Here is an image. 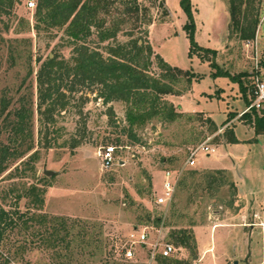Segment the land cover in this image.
Wrapping results in <instances>:
<instances>
[{"label":"rangeland","instance_id":"obj_1","mask_svg":"<svg viewBox=\"0 0 264 264\" xmlns=\"http://www.w3.org/2000/svg\"><path fill=\"white\" fill-rule=\"evenodd\" d=\"M12 1L10 14L0 18V100L10 101L9 110L20 101L32 108L34 148L29 155L36 152V159L31 164L34 170L24 177L19 163L27 157L0 175V210L17 222L4 235L0 264H164L151 262L146 249L135 248L130 260L119 252L127 246L128 233L143 227L148 216L162 218L166 236L181 229L194 238L195 248L176 247L172 258L190 264H264V135H255L240 120L246 103L239 82L229 77L241 76L248 99L250 87L254 95L256 80L264 83V0L258 44L255 38L246 45L228 38L227 0H190L193 42L216 51L214 59L192 47L190 19L181 0H164L166 13L160 7L151 10L153 22L143 28L153 50V73L158 72L154 56L158 54L169 66L190 71L197 79L188 84L184 76L176 75L171 83L175 94L163 99L181 115L173 122L153 120L133 127L144 143H134L124 132L123 103L105 105L86 86L65 90L67 104L53 113L54 125L41 117L36 73L47 57L69 60L72 48L65 46L62 32L35 31L36 0ZM138 35L136 30L134 37ZM129 38L120 33L117 40ZM93 42L95 36L89 44L99 47ZM217 71L228 76L214 75ZM41 120L48 124L41 127ZM227 128L236 141L228 142ZM208 139L215 154L200 153L195 167H185L189 150ZM0 141L5 143L6 135ZM108 146L115 148L116 162L103 171L98 153ZM166 170L180 172V177L171 204L159 206L154 197L161 192ZM45 171L54 174L46 176ZM32 186L44 191L40 211L32 210L31 198L17 201ZM17 212L44 216L46 222H37L40 218L35 216L24 229ZM53 227L64 241L47 247L41 238L48 237ZM84 234L90 239L83 243Z\"/></svg>","mask_w":264,"mask_h":264},{"label":"trees","instance_id":"obj_2","mask_svg":"<svg viewBox=\"0 0 264 264\" xmlns=\"http://www.w3.org/2000/svg\"><path fill=\"white\" fill-rule=\"evenodd\" d=\"M147 1L148 3L144 4L139 0H36L33 14L35 31L38 34L41 31L62 32L65 46L72 48L69 60H58L56 56L47 57L36 73L39 93L37 111L41 117L44 116L45 120H48L49 125L55 123L53 113L57 108L62 111L66 107L65 90L73 91L75 85L86 86L96 91L105 105L114 102L123 103L126 106L127 123V130L124 132L128 133L134 143L144 142H141L136 132H133V127H141L153 120L173 122L180 117L181 113L177 108L165 101L163 96L175 94L171 83L176 81V75L184 76L188 84L197 77L190 71L169 66L158 54L154 55L158 72L153 73V50L147 39L148 32L143 27L152 24V9L160 7L163 12L166 11L164 0ZM12 2V0H0V18L10 14L8 8L12 6ZM227 2L230 14L228 38H234L245 45L254 42L260 24L263 0H227ZM181 6L190 19L187 29L192 47L210 54L214 59L216 51L199 48L193 42L194 24L191 19L190 0H181ZM136 30L139 35L134 37ZM120 33L129 35V40L118 42ZM93 36H95L93 43L99 47L90 46ZM214 75L228 76L221 71H217ZM229 77L232 81L239 82L243 99L248 107L254 99L253 88L250 87L251 98L248 99L241 76ZM20 102L16 108L9 110L10 101L4 98L0 100V137L6 135V142L0 141V175L25 157L27 158L19 163V166L24 167L20 169L16 166L15 171L19 174L22 170L21 175L24 177L26 171L34 170L31 164L36 159V152L29 155L34 148L31 126L33 110L29 105ZM108 113L113 114L112 106L108 107ZM232 118L233 116H230L226 122ZM240 120L250 125L255 135H264V106L258 110L251 108L240 116ZM207 121L213 124L210 118H207ZM41 122V127L46 126L47 122L43 120ZM53 132H56V129ZM225 133L228 142L236 141L231 128H227ZM47 146L50 148L52 144L47 143ZM192 175L194 172H191ZM43 194L42 189L32 186L24 194L17 196V201L31 198L32 210L40 211L44 205ZM18 213L15 215L22 222L24 229L29 228L28 222L34 220L35 216L40 218L36 220L37 222H46L44 216L36 214L26 216V213L20 215ZM161 219V217L148 216L143 226L158 227ZM15 221L12 215L9 216L7 212L0 210V245L6 238L4 237L6 231L17 226ZM61 228L64 229V226ZM47 231V228L43 229V233L48 235ZM57 232L54 228L48 237L44 236L43 239L42 236L41 242L46 243L47 247L60 239L63 242ZM86 238L90 239L89 234L83 235V243ZM168 238L175 247L189 250L195 248L194 238L185 230H170L167 240ZM89 245L90 243L85 241L84 247ZM101 250L102 241L99 238V252ZM159 260L164 264H190L188 260L176 257H158L156 261Z\"/></svg>","mask_w":264,"mask_h":264},{"label":"built area","instance_id":"obj_3","mask_svg":"<svg viewBox=\"0 0 264 264\" xmlns=\"http://www.w3.org/2000/svg\"><path fill=\"white\" fill-rule=\"evenodd\" d=\"M31 2L29 6H33ZM264 106V83L258 79L255 82L254 99L252 103L245 108L240 116L251 108L260 109ZM216 149L210 145V139L203 144L193 147L189 150L184 162L185 167H195L198 155L204 153L206 155H214ZM101 160V169L108 171L112 169L116 162L115 148L112 146L105 147L98 153ZM180 177V172L166 170L163 174L162 186L160 194L156 195L155 202L157 205L169 206L173 201L177 183ZM135 248L146 249L151 262L156 261L158 257L169 258L176 252V247L173 243L167 240L164 230V224L161 223L158 227L143 226L135 227L127 235V246L120 250V254L125 259L135 257Z\"/></svg>","mask_w":264,"mask_h":264},{"label":"water","instance_id":"obj_4","mask_svg":"<svg viewBox=\"0 0 264 264\" xmlns=\"http://www.w3.org/2000/svg\"><path fill=\"white\" fill-rule=\"evenodd\" d=\"M44 174H45L46 176H52L54 173L51 172V171H45Z\"/></svg>","mask_w":264,"mask_h":264},{"label":"crops","instance_id":"obj_5","mask_svg":"<svg viewBox=\"0 0 264 264\" xmlns=\"http://www.w3.org/2000/svg\"><path fill=\"white\" fill-rule=\"evenodd\" d=\"M257 32H258V31H257ZM256 36H257V34H256ZM256 44H258V40H257V38H256ZM244 110H245V109H244ZM244 110H243V111H244ZM243 111H242V112H243ZM242 112H241V113H242Z\"/></svg>","mask_w":264,"mask_h":264}]
</instances>
